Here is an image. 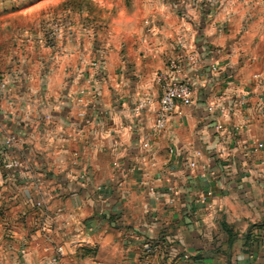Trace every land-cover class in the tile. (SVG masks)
<instances>
[{
	"label": "clouds",
	"instance_id": "obj_1",
	"mask_svg": "<svg viewBox=\"0 0 264 264\" xmlns=\"http://www.w3.org/2000/svg\"><path fill=\"white\" fill-rule=\"evenodd\" d=\"M0 0V264H264V0Z\"/></svg>",
	"mask_w": 264,
	"mask_h": 264
},
{
	"label": "rangeland",
	"instance_id": "obj_2",
	"mask_svg": "<svg viewBox=\"0 0 264 264\" xmlns=\"http://www.w3.org/2000/svg\"><path fill=\"white\" fill-rule=\"evenodd\" d=\"M21 2H22V0H7L6 7L7 8H14L15 6H18ZM29 2H35V0H29ZM2 10L3 9L0 8V11H2Z\"/></svg>",
	"mask_w": 264,
	"mask_h": 264
}]
</instances>
